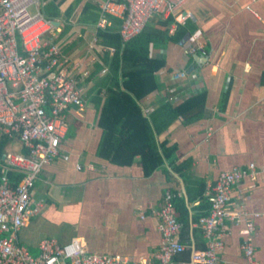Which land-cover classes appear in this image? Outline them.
Returning a JSON list of instances; mask_svg holds the SVG:
<instances>
[{
    "label": "crops",
    "instance_id": "0c3cea01",
    "mask_svg": "<svg viewBox=\"0 0 264 264\" xmlns=\"http://www.w3.org/2000/svg\"><path fill=\"white\" fill-rule=\"evenodd\" d=\"M105 1L40 0V12L56 24L62 68L78 81L87 106L66 112L69 129L61 153L69 159L58 158L44 168L33 190L41 211L20 231V242L35 257L41 254L40 241L54 238L62 245L79 239L91 252L132 261L153 258L162 239L155 211L169 193L181 194L177 198L186 201L193 216L200 205L210 206L207 192L221 173L254 164L256 178L235 188L231 203L254 221L256 257L264 264V0H190L188 18L182 24L173 18L170 29L175 35L182 25L188 29L184 38L191 34L190 39L151 46L150 56L165 59L166 66L156 73L158 90L141 102L146 115L165 103L176 107L197 94L207 95L200 119L188 123L179 118L158 135L176 152L151 174L140 157L120 165L99 154L102 110L109 88L116 89L110 68L116 48L104 44L99 33L106 28L120 33L123 25L122 18L103 14ZM195 44L209 56L206 63L193 58ZM179 72L186 76L175 80ZM119 78L122 86L123 73ZM17 143L16 151L22 150L19 141H11L2 160ZM197 223L192 228L201 231ZM225 228L223 261L243 264L242 226L226 222ZM182 240L194 241L198 250L206 247L202 233ZM191 249L182 254L183 264L190 261Z\"/></svg>",
    "mask_w": 264,
    "mask_h": 264
},
{
    "label": "built area",
    "instance_id": "2783aa9c",
    "mask_svg": "<svg viewBox=\"0 0 264 264\" xmlns=\"http://www.w3.org/2000/svg\"><path fill=\"white\" fill-rule=\"evenodd\" d=\"M189 1L106 0L101 9L104 15L122 18L120 34L125 45L156 18L172 17L182 24L188 18ZM40 4V0H0V138L19 141L22 146L21 151L6 152L1 165L0 264H183L177 258L190 248L186 264H225L222 252L228 233L226 222L242 226L243 264H260L255 223L237 203H231L234 189L245 179L256 178L254 164L221 173L207 192L210 213L196 224L206 240L203 250L196 249L194 241L192 245L183 242V224L174 203L181 194L170 193L162 208L155 211L162 239L158 252L150 259L132 261L99 254L88 250L79 239L62 245L54 238L42 239L41 254L35 257L20 242V231L41 211L33 190L44 168L58 158L69 159L61 153L69 129L66 112L71 107L81 110L87 106L78 81L69 78L62 68V48L54 39L55 21L40 12ZM105 23L106 19L101 26ZM199 51L205 54L200 44L190 49L193 54ZM185 76V72L175 73L174 79ZM10 172L23 174V179L14 184Z\"/></svg>",
    "mask_w": 264,
    "mask_h": 264
},
{
    "label": "trees",
    "instance_id": "16d2710c",
    "mask_svg": "<svg viewBox=\"0 0 264 264\" xmlns=\"http://www.w3.org/2000/svg\"><path fill=\"white\" fill-rule=\"evenodd\" d=\"M173 23L172 17L166 20H153L139 36L125 45L121 34L112 31V28H106L99 33L104 44L116 48L110 67L116 80V89L109 88L102 110L100 126L104 130V135L99 154L120 165H132L136 158L140 157L146 174H151L165 165L166 161L172 160L176 152V147H167V143H160L158 135L179 118L188 123L200 119L206 108L207 95L200 93L176 107L171 103H165L151 115L143 112L141 102L158 90L156 73L166 66L165 59L150 56L151 46L164 45L168 41H181L187 33L188 29L179 25L176 34L171 35ZM120 73H123L124 79L122 86ZM10 142L7 137L0 138V179L2 158ZM181 168L182 166L175 167L178 171ZM9 174L14 184L23 179V174L16 172ZM203 192L204 190H201L199 193L200 197H203ZM174 203L178 219L183 224L184 241L200 238L202 232L192 228V224L207 216L210 206L200 205L196 208L195 215L191 216V211L183 198H176ZM181 256L182 254L177 258L180 261Z\"/></svg>",
    "mask_w": 264,
    "mask_h": 264
},
{
    "label": "water",
    "instance_id": "95a60500",
    "mask_svg": "<svg viewBox=\"0 0 264 264\" xmlns=\"http://www.w3.org/2000/svg\"><path fill=\"white\" fill-rule=\"evenodd\" d=\"M191 34H187V36L184 38L185 41L190 39ZM193 58L195 59L196 62H198L199 64H201L202 62L206 63L209 60V56L206 54H194ZM5 159V156H4Z\"/></svg>",
    "mask_w": 264,
    "mask_h": 264
},
{
    "label": "rangeland",
    "instance_id": "374dc122",
    "mask_svg": "<svg viewBox=\"0 0 264 264\" xmlns=\"http://www.w3.org/2000/svg\"><path fill=\"white\" fill-rule=\"evenodd\" d=\"M30 12L34 13L35 12V8L34 7H31L30 8ZM18 144V143H17ZM19 149V144L16 146V148H9L8 151H16Z\"/></svg>",
    "mask_w": 264,
    "mask_h": 264
}]
</instances>
